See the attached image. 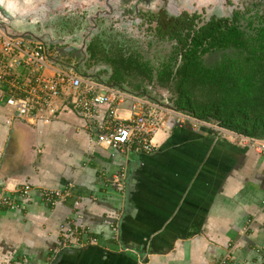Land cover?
Masks as SVG:
<instances>
[{"label": "crops", "instance_id": "0c3cea01", "mask_svg": "<svg viewBox=\"0 0 264 264\" xmlns=\"http://www.w3.org/2000/svg\"><path fill=\"white\" fill-rule=\"evenodd\" d=\"M77 69L102 88L137 95L122 69L110 80ZM13 71L26 75L24 67ZM54 102L42 122L33 111L13 119L0 101V197L19 205L0 203V264H250L264 257L263 157L232 137L171 119L154 134L151 152L115 153L96 143L93 121L70 108L66 93ZM116 114L128 117L126 102ZM52 189L62 196L46 203L42 194ZM64 222L85 228L80 245L60 243Z\"/></svg>", "mask_w": 264, "mask_h": 264}, {"label": "built area", "instance_id": "2783aa9c", "mask_svg": "<svg viewBox=\"0 0 264 264\" xmlns=\"http://www.w3.org/2000/svg\"><path fill=\"white\" fill-rule=\"evenodd\" d=\"M49 65L50 52L42 42L11 36L0 29V83L6 85L5 94L0 92V101L3 100L11 108L13 119L20 120L35 112L38 113V120L47 122L46 116H52L56 111L54 101L66 93L70 108L93 121L97 131L96 143L115 153L151 152L154 148V134L171 119L178 126L187 125L193 130L209 131L221 138L232 137L264 158L263 139L249 137L214 122L196 119L173 107H166L163 101L171 103L165 94L158 95L155 100L147 96L130 95L115 87L102 88L96 82L83 79L67 69L53 66L50 69ZM15 67H24L26 75L18 78L13 71ZM122 102L127 103L129 112L124 119L116 114L117 106ZM119 178L110 181L117 189L121 187ZM27 189V185L21 189L22 199L25 198L22 202L27 200ZM42 196L46 203H53L61 198L62 193L52 189L45 191ZM0 203L10 209L19 206L7 197H0ZM113 216L115 218L116 214L113 213ZM109 221L106 219L104 224L112 230L113 222ZM84 231L85 228L76 222L72 225L64 222L58 226L60 243L63 246H78L79 234ZM19 261L10 264H23L22 260ZM250 264H264V257Z\"/></svg>", "mask_w": 264, "mask_h": 264}, {"label": "trees", "instance_id": "16d2710c", "mask_svg": "<svg viewBox=\"0 0 264 264\" xmlns=\"http://www.w3.org/2000/svg\"><path fill=\"white\" fill-rule=\"evenodd\" d=\"M240 17L238 13L231 19L212 16L197 26L194 14L161 19L156 35L175 45L156 81L160 86L171 82L168 100L175 110L264 140V11L254 12L244 26L238 23ZM213 52L220 59L205 65L202 56ZM176 58L179 65L173 72ZM129 64L128 59H117L112 79H119V69ZM195 92L201 97L196 98Z\"/></svg>", "mask_w": 264, "mask_h": 264}, {"label": "rangeland", "instance_id": "374dc122", "mask_svg": "<svg viewBox=\"0 0 264 264\" xmlns=\"http://www.w3.org/2000/svg\"><path fill=\"white\" fill-rule=\"evenodd\" d=\"M0 0V7L15 16L29 18L40 23L50 34L58 36L62 32L76 34L87 45L88 53L80 66L82 72L97 73L100 78L112 79L117 56L130 60L123 71L128 85H141L147 77L145 65L158 66L168 61L173 54L174 41L157 40L151 34L152 23H144L139 18L140 11H153L157 6H165L168 13H196L203 20L210 14L230 17L233 10L242 16L238 23L244 26L246 18L256 11H264V0ZM136 13V14H135ZM97 14L96 18L94 15ZM5 22V21H4ZM7 22V21H6ZM16 32H36L37 27L7 22ZM151 28V29H150ZM150 29V30H149ZM87 35H83V34ZM79 40V39H78ZM75 43H77V41ZM90 50V51H89ZM220 59L219 53L204 54L205 65ZM124 63L123 65H125ZM146 65V66H147ZM97 71V72H92ZM140 83V84H139ZM171 82L160 86L156 96L165 94L170 98ZM129 87V86H128ZM130 89L136 87H129ZM196 98L201 97L195 92Z\"/></svg>", "mask_w": 264, "mask_h": 264}, {"label": "water", "instance_id": "95a60500", "mask_svg": "<svg viewBox=\"0 0 264 264\" xmlns=\"http://www.w3.org/2000/svg\"><path fill=\"white\" fill-rule=\"evenodd\" d=\"M7 4L9 6H12V2L10 0H7ZM96 15L97 14L94 15V18L97 17ZM25 17H15L10 13L9 10H7V8L5 9L2 6L0 7V29L11 36L20 37L30 41L42 42L50 52L51 63H54L63 69L73 71L74 66L80 67L83 64L84 55H87L88 53L87 45L84 43V40H81L80 37L75 38L76 34H72V32H62L58 36L52 35L45 28H43V26H40V23L34 22L31 19ZM6 21H12L16 24H25L28 26H33L35 24V26H33V29L37 27V30L36 32H16L13 29L9 28V25ZM83 35L85 36L87 34L85 33ZM76 40H78L77 43H75ZM87 56H91V51ZM82 76L89 78L87 72L83 73ZM157 98L158 97L156 95L150 97V99L152 100H155ZM163 104L166 107H172V105L169 104L166 100L163 101Z\"/></svg>", "mask_w": 264, "mask_h": 264}, {"label": "flooded vegetation", "instance_id": "af4514ba", "mask_svg": "<svg viewBox=\"0 0 264 264\" xmlns=\"http://www.w3.org/2000/svg\"><path fill=\"white\" fill-rule=\"evenodd\" d=\"M164 7L165 6H157L153 11H146V12L140 11L138 13L139 18L142 19V21H144V23H147V24L152 23L153 24L152 29L150 28L151 30L150 29L149 30L151 31L152 36L155 37L157 40L158 39L159 40H167V38L160 39L156 35V31H157L156 29H157V27L159 28V26H160L159 21H162L161 19H163V18H165L167 16H179L180 14H183V13H187L189 15H193V14L194 15H197V18L194 20L195 26L201 24V22L203 20H206L207 19V18L206 19H203V20L199 19L198 18V14H196L194 12L188 13V12L183 11V12H180V13H178L176 15L175 14H171V13H168L167 9H165ZM233 13H236V14L238 13L239 14V12L237 10H233L231 12V16L230 17H222V18H229V19H231ZM212 16H215V15L210 14L209 17H212ZM215 17H217V16H215ZM219 18H221V17H219ZM159 29H161V28H159ZM169 41H172V40H169ZM173 48H174V46L172 47V50H173ZM121 57H123V56H121ZM119 58L120 57L118 55L117 56V59L119 60ZM166 62L167 61H163V62L161 61V63L158 66H156L155 68L154 67H150L147 64H146L147 66L145 65V68L148 70V73H149L150 77H149V79L146 80V82H143L141 85L138 86V90L136 91L137 95L152 97L153 95H156L157 94V92L159 91V88H160V84H158L157 81H156L157 80L156 79V74L159 71V69L161 68V66L164 63H166ZM178 65H179V58H176L175 61H174V63H173V67H172V71L173 72H174L175 68ZM77 68H78L77 66H74L73 71H76L77 72V70H78ZM153 92H154V94H153ZM133 94H135V93H133Z\"/></svg>", "mask_w": 264, "mask_h": 264}]
</instances>
